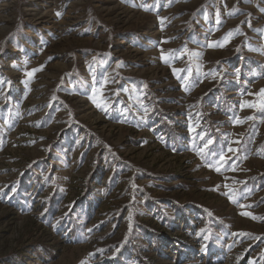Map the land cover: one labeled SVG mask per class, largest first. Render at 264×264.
<instances>
[{
	"label": "rangeland",
	"instance_id": "obj_1",
	"mask_svg": "<svg viewBox=\"0 0 264 264\" xmlns=\"http://www.w3.org/2000/svg\"><path fill=\"white\" fill-rule=\"evenodd\" d=\"M0 264H264V0H0Z\"/></svg>",
	"mask_w": 264,
	"mask_h": 264
},
{
	"label": "snow or ice",
	"instance_id": "obj_2",
	"mask_svg": "<svg viewBox=\"0 0 264 264\" xmlns=\"http://www.w3.org/2000/svg\"><path fill=\"white\" fill-rule=\"evenodd\" d=\"M145 10H147V9H145ZM211 143H212V141H208L207 142V144H211ZM207 144H206V146H207ZM229 151H232V149H229ZM220 159H221V161H223L224 160V155H221Z\"/></svg>",
	"mask_w": 264,
	"mask_h": 264
}]
</instances>
